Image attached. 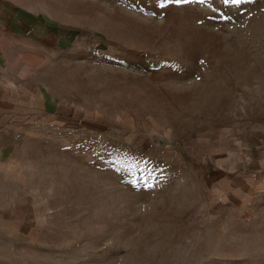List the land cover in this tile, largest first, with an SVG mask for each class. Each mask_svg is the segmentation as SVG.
Listing matches in <instances>:
<instances>
[{
	"label": "rangeland",
	"instance_id": "rangeland-1",
	"mask_svg": "<svg viewBox=\"0 0 264 264\" xmlns=\"http://www.w3.org/2000/svg\"><path fill=\"white\" fill-rule=\"evenodd\" d=\"M16 1L56 111L0 122V264H264V191L223 181L264 128V0Z\"/></svg>",
	"mask_w": 264,
	"mask_h": 264
},
{
	"label": "crops",
	"instance_id": "crops-1",
	"mask_svg": "<svg viewBox=\"0 0 264 264\" xmlns=\"http://www.w3.org/2000/svg\"><path fill=\"white\" fill-rule=\"evenodd\" d=\"M40 23L39 13L24 10L16 0H0V122L38 111L43 102L47 112L56 111L52 106L55 97H46L33 83V56L39 57L41 44ZM50 34H54L52 29L45 33L47 39ZM240 142L230 150L231 160L223 169L224 193L230 198L264 191V128Z\"/></svg>",
	"mask_w": 264,
	"mask_h": 264
},
{
	"label": "snow or ice",
	"instance_id": "snow-or-ice-1",
	"mask_svg": "<svg viewBox=\"0 0 264 264\" xmlns=\"http://www.w3.org/2000/svg\"><path fill=\"white\" fill-rule=\"evenodd\" d=\"M186 2H188V0H161L160 7H164L166 4L169 3H186ZM201 2H203V0H201ZM229 2L239 4L241 0H225V3H229Z\"/></svg>",
	"mask_w": 264,
	"mask_h": 264
}]
</instances>
